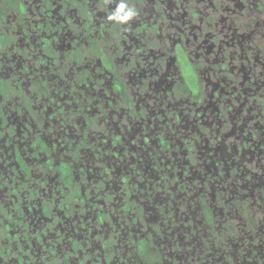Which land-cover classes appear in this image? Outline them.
<instances>
[{
	"label": "flooded vegetation",
	"instance_id": "flooded-vegetation-1",
	"mask_svg": "<svg viewBox=\"0 0 264 264\" xmlns=\"http://www.w3.org/2000/svg\"><path fill=\"white\" fill-rule=\"evenodd\" d=\"M30 1L0 0V53L22 54L19 32L27 38L32 16L46 15L41 28L54 10L64 19L40 37L35 58L54 74L36 84L46 93L51 78L65 79L59 85L72 96L63 99L56 86L47 93L49 118L64 132L57 125L36 129L37 101L22 82L30 74L34 79L35 69L28 63L4 69L0 61V264H264V233L256 235L262 222L254 217L261 209L252 207L264 203L256 192L264 190V93L253 92L264 85V0L227 6L228 0H131V8L156 9L167 19L157 41L144 17L126 26L112 18L124 15L119 7L113 13L98 8L105 0H40L33 15ZM142 1L148 6L141 8ZM232 5L239 9L227 11ZM67 13L84 28L102 18L97 33L113 38L115 53L106 47L110 40L102 45L91 36L55 47L62 26L72 21ZM222 30L254 38L249 75L233 56L210 58ZM139 36L145 41L129 45L133 55L119 62L125 40ZM58 55L65 67L74 63L73 73L61 68ZM86 62L98 74L81 66ZM249 79L261 84L250 87ZM76 90L89 97L92 91L98 111ZM205 94L212 103L203 104ZM186 95L190 108L178 101ZM223 101L226 108L218 110ZM214 102L217 109L207 114ZM197 103L207 104L203 112ZM94 111L112 129L90 146L87 132L74 138L68 122L74 127L80 116L88 126ZM82 149L92 160L79 157ZM118 163L123 169H114ZM84 182L96 191L86 192ZM247 186L256 194L252 203Z\"/></svg>",
	"mask_w": 264,
	"mask_h": 264
},
{
	"label": "rangeland",
	"instance_id": "rangeland-1",
	"mask_svg": "<svg viewBox=\"0 0 264 264\" xmlns=\"http://www.w3.org/2000/svg\"><path fill=\"white\" fill-rule=\"evenodd\" d=\"M130 2L131 0H127V1H124V0H105L103 4H101V6H99L98 8H101V10H104V8H109L110 11L113 13V12H118V7L121 5V4H124L125 5V8H124V11H123V14H125L127 11L131 10L132 12H134V15L137 16V18H134V19H129L130 21L128 22H124V25L127 26V24H129V26H135V25H138L139 22L143 19L142 17H144V19L146 21H148V26L150 28V31H151V39L153 41H157L161 35H164L166 32L165 31H162L164 30L165 28L163 27V23L165 22L166 24L168 23L167 19H165L162 14L159 15V13H156V9L154 10H151L150 9V12L147 11V10H143V9H139V10H135L134 8H131V5H130ZM40 4V0H32L30 1V3H28V7L31 8V12H30V15H33V12L35 9L38 8V5ZM147 3H144L143 1L141 3H139V6L142 8V7H146L148 5H146ZM225 6H227L228 4H231L230 0L226 1L225 3ZM234 4H238V0H234ZM90 7H93L92 5H90ZM93 9H96L93 7ZM227 11H232V10H237L239 8L237 7H234L233 5L232 6H228L227 8ZM57 11V9H56ZM108 13H109V10H108ZM149 13V14H148ZM44 16L45 18V14L43 13H36L35 15L32 16L31 18V22L29 25V33L27 34V38H25V36L23 35V33L19 32L18 34V44L19 46H22L23 48L26 47V50L24 49V52L21 53H18L17 55H15L14 57H12L11 59L9 58H6L4 57L5 53L2 52L0 53V61L1 62H5L4 63V69H9V70H12V69H15L17 66H21L22 63H28L30 66H32L34 69H35V73H34V79H32V75H27V77H23L22 78V82H23V88H24V91L25 93H27L28 97L32 96L33 98L36 99V103H35V107L34 108H37V114L38 116L33 120V126L36 128V129H40V130H43L45 129V127H48V126H53L55 127V125H57V121H53L52 122V119L49 118V113L51 112L50 111V108L53 107L52 103L48 100V95L47 93L50 94L51 90V94H53L54 92V88L55 86L58 87L59 89H62L61 91L62 92H65V96L63 97V99H66L67 97L70 98L72 96L71 94V91L69 89H67V85H65V87H63L64 85H59V82H62L63 80L65 79H61V80H54L53 78L50 79L49 81V87L46 89V93L42 92L41 91V86L39 84H36V82L38 80H41V78H47L49 75H51V72L48 65L44 66L43 69H40L38 63L36 62L35 58H37V54L39 52H42V44L40 42V37L41 36H44L46 35V30L49 28V27H54L55 25L58 24V21H61L62 19H64V16H61L59 14H55L54 10H53V15L49 16L50 19H47L48 22H50L49 24H45L43 26H41V28L38 27V21L42 20V16ZM71 16L72 18V21L69 23V24H65V26L63 27L62 26V30L60 31L59 35H58V40L56 41V43L54 44V46L56 47H65L68 43V39L70 40H73L75 39L77 42L79 43H87V39L89 36L93 37V38H97L100 43L103 45H106L105 43L108 42L109 43V40L110 42L113 40V38L109 35L108 37L106 36V34L104 35L105 37L104 38H100V34H98V28L100 26V19H98V21L94 20L92 21L87 27H82L80 24V20H79V17L78 16H72L71 14L67 13V16ZM237 17V16H235ZM246 17L243 18V20H245ZM238 22V21H237ZM236 22V23H237ZM0 27H2L0 25ZM224 31V30H222ZM221 33V32H220ZM104 34V33H103ZM223 35L219 37V40H217L215 43H214V46L213 47H210V50L212 53L210 58L212 60H227L228 56H233V60L232 62H235V64H243L245 66V69H244V72L249 75L248 73V69H249V63L252 61V56L251 54L253 53H249L250 51V48H252L251 46H253V40L254 38H247L248 41L245 39V37L243 39H241L240 35L243 36V34L241 33V31H238V30H235V31H232L231 34H225V31L222 33ZM257 39V38H255ZM140 40H143L145 41L144 39H142L140 36L138 37V39L132 41L131 40V37L128 38V40H125V44H124V48L122 49L121 51V55L118 56V61L121 62V60L123 59H128L130 58V56L133 55V49H129V45H133V43L135 42H139ZM233 40H236L237 41V44L232 42ZM132 41V42H131ZM16 42V41H15ZM163 42H165V40L163 39ZM112 44V45H111ZM168 41L166 40L165 44H164V47L166 48L168 46ZM188 44H191L189 41H188ZM30 45H32V47H29ZM28 47V48H27ZM109 53H115L116 51V46L113 45V42H111L108 45H106ZM48 49V48H47ZM128 51V53H127ZM248 53V56L247 57H244L245 54ZM30 54V55H29ZM209 54V55H210ZM48 56V54H47ZM47 56H46V60H47ZM59 56V55H58ZM60 64L61 63H64L63 61V58L62 56L60 55ZM192 59L195 60V57L193 55H191ZM240 57H243V58H240ZM231 58V59H232ZM10 61H12V63H10ZM248 63V64H247ZM59 64V65H60ZM49 65H52L49 63ZM74 63L72 64H68L66 67H65V63L64 64H61V68L63 70H67L69 71V73H73V68H74ZM81 66H84V67H89L95 74H98L96 71H95V67H94V64H87V62L85 64H81ZM55 67H58V66H55ZM172 66L170 65L169 66V69H171ZM39 70V72H38ZM52 74H54L52 72ZM48 75V76H47ZM107 76V75H106ZM14 77V76H11L10 79ZM50 78V77H49ZM240 81V80H238ZM247 81V85L251 87V85L253 84H261V80L260 81H257L255 83L254 80L252 79H249V80H246ZM66 82V81H65ZM40 83V82H38ZM170 83V82H169ZM264 83V81L262 82ZM107 84H110V82H107ZM173 84V82H172ZM63 87V88H62ZM40 93V96H36L37 93ZM75 92L79 93L80 92V98L83 100L82 102H85V100L87 98L90 99V106H91V111H93L94 109L98 111V108L96 106V102H97V99L95 97V94L92 95V91L89 90V94H90V97L88 95H86L84 92L80 91V90H76ZM208 92V91H207ZM253 92L255 94H259V93H264V85H260L258 88H256L255 90L253 89ZM76 93V94H77ZM75 94V95H76ZM254 95V94H252ZM204 99H203V104L204 103H212V97L211 98H208V96L205 94L203 95ZM202 97V98H203ZM22 97H19L18 99H20ZM71 99V98H70ZM184 102L183 101H180L178 100L182 106H185L187 108H190V105L192 104V98H190L188 95H186L184 97ZM214 99V98H213ZM21 101V100H20ZM62 103L66 106L67 105V102L65 100H62ZM21 104V103H19ZM49 104V105H48ZM201 103H197L195 104V106H193L194 108H197V107H200L201 105H203ZM44 105H47L48 107H44ZM73 105L75 106V102L73 103ZM207 105V104H206ZM206 105H203L202 108H197L198 109V112H203V110L205 109ZM226 102L223 101L222 103H220V107L218 110H221L223 111L225 108H226ZM212 107H214V109H217V102H214L213 106H210L208 107V113L211 111V112H214L215 110L212 109ZM45 108V109H44ZM233 108H237L236 106H234ZM181 109V108H180ZM246 109H249V107L246 106ZM248 112H250L251 114L252 111L251 110H248ZM26 113V111L23 109V111L19 114V116L21 117V115H24ZM200 114V113H199ZM93 118L91 124H89L88 126H82V121H83V118L80 117V116H77L76 117V120L78 121V123L75 124V126L73 127V124L71 123V120L69 119V126H71V133L72 135L74 136V138H76V135L78 134H81L84 130L87 132V139H86V143H88L90 146L92 145L91 144V141H96L95 139H97V137L99 136L100 132H102L103 130L106 131V129H112L111 126H109V123L108 124H105L103 121H100L99 120V116L97 114V116L95 117V111L92 113V116ZM66 126V125H65ZM67 128V127H66ZM57 129L61 132H64V129L65 127H61L59 125H57ZM20 139H18L19 141ZM22 140V139H21ZM92 150V149H91ZM81 155L79 156L80 158H82V160H92V156L90 154H86V150L85 149H82L81 151ZM170 152V151H168ZM123 165L124 164H117L116 166H114V169L116 170V167L117 168H120L123 169ZM147 177H150V175H147ZM87 183V182H86ZM86 183L84 182V185H86ZM251 183H249L250 185ZM83 185V184H82ZM86 192H95L96 190L94 189V186H91L87 183V186L84 187ZM249 186H247V192L249 194V190H248ZM264 188V186H260V189ZM111 189V188H110ZM112 190V189H111ZM113 191V190H112ZM85 192V191H83ZM256 192L259 194H262L264 195V190L263 191H257ZM246 193V192H245ZM252 193V192H250ZM101 194V193H100ZM247 194V193H246ZM256 197V194H249V195H246V198H248V203H252L253 202V198L252 197ZM98 201V200H97ZM263 201L260 202V205H253L252 207L254 209H261V212H257L255 214V220L259 219L260 222H262L260 225L258 224L257 225V231H256V235L258 236V234L260 232H263L264 233V210L262 209L263 208ZM243 207H245L243 205ZM248 210L250 211V209H243L242 212L244 215H247ZM256 211V210H255ZM261 213V214H259ZM250 215V214H249ZM116 226V223L115 225ZM120 229V228H119ZM122 230V228L120 229ZM259 255H262L263 254V249H261L259 247Z\"/></svg>",
	"mask_w": 264,
	"mask_h": 264
},
{
	"label": "clouds",
	"instance_id": "clouds-1",
	"mask_svg": "<svg viewBox=\"0 0 264 264\" xmlns=\"http://www.w3.org/2000/svg\"><path fill=\"white\" fill-rule=\"evenodd\" d=\"M125 5L121 4L119 6V11H124ZM134 15V12H132L131 10L127 11L123 16H114L112 17L113 19H119L121 21H126L128 19H130L132 16Z\"/></svg>",
	"mask_w": 264,
	"mask_h": 264
}]
</instances>
